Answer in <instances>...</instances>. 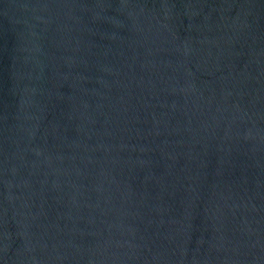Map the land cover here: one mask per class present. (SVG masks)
Here are the masks:
<instances>
[{
	"label": "water",
	"instance_id": "water-1",
	"mask_svg": "<svg viewBox=\"0 0 264 264\" xmlns=\"http://www.w3.org/2000/svg\"><path fill=\"white\" fill-rule=\"evenodd\" d=\"M0 264H264V0H0Z\"/></svg>",
	"mask_w": 264,
	"mask_h": 264
}]
</instances>
